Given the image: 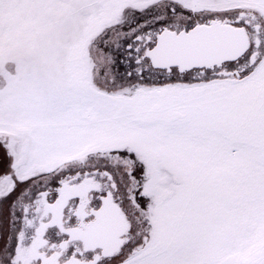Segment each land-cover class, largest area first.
Here are the masks:
<instances>
[{"label": "snow or ice", "instance_id": "1", "mask_svg": "<svg viewBox=\"0 0 264 264\" xmlns=\"http://www.w3.org/2000/svg\"><path fill=\"white\" fill-rule=\"evenodd\" d=\"M0 264H264V0H0Z\"/></svg>", "mask_w": 264, "mask_h": 264}]
</instances>
